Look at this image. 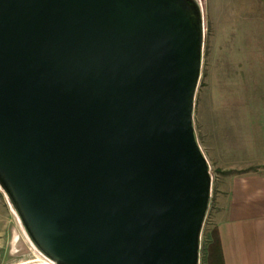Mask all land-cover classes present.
Instances as JSON below:
<instances>
[{
  "label": "water",
  "instance_id": "95a60500",
  "mask_svg": "<svg viewBox=\"0 0 264 264\" xmlns=\"http://www.w3.org/2000/svg\"><path fill=\"white\" fill-rule=\"evenodd\" d=\"M200 0H0V191L48 262L200 264Z\"/></svg>",
  "mask_w": 264,
  "mask_h": 264
},
{
  "label": "crops",
  "instance_id": "0c3cea01",
  "mask_svg": "<svg viewBox=\"0 0 264 264\" xmlns=\"http://www.w3.org/2000/svg\"><path fill=\"white\" fill-rule=\"evenodd\" d=\"M252 10L264 12L260 7ZM260 16L263 20L264 14ZM256 27L252 47L259 59L246 64L254 69L253 108L234 106L235 99L241 102L229 93L235 79L228 70V79L223 71L221 83H212L201 115L209 163L213 158L224 174H236L226 179L214 219L223 264H264V23ZM241 72L247 83L249 72L238 69L237 78Z\"/></svg>",
  "mask_w": 264,
  "mask_h": 264
},
{
  "label": "rangeland",
  "instance_id": "374dc122",
  "mask_svg": "<svg viewBox=\"0 0 264 264\" xmlns=\"http://www.w3.org/2000/svg\"><path fill=\"white\" fill-rule=\"evenodd\" d=\"M204 13V46L201 76L195 99L194 121L199 143L208 153V140L201 118L205 108L208 92L212 83L219 85L223 71L224 79H228V70H233L234 84L229 93L234 98L239 97L241 103L234 100V106L253 108L255 93L253 67L246 68L254 59H259V51L253 50L254 31L264 23L260 14L252 12L260 7L264 11V0H200ZM263 21V22H262ZM262 22V23H261ZM247 70L249 79L244 83V73L237 78V70ZM240 79V83L237 80ZM217 85L213 88L219 92ZM253 127V125H252ZM251 132V131H250ZM253 134V133H252ZM212 173L211 200L205 220L200 264L215 263L217 250L215 249V214L223 197L226 179L231 175L220 171L219 164L211 158ZM238 175V174H237ZM41 258L26 237L16 215L0 191V264H25Z\"/></svg>",
  "mask_w": 264,
  "mask_h": 264
},
{
  "label": "trees",
  "instance_id": "16d2710c",
  "mask_svg": "<svg viewBox=\"0 0 264 264\" xmlns=\"http://www.w3.org/2000/svg\"><path fill=\"white\" fill-rule=\"evenodd\" d=\"M214 241H215V249L217 250V253H216V262L213 263V264H223V260H222V254H221V249H220V245H219V239H218V236L215 232L214 234ZM211 261V264H212V260L210 259Z\"/></svg>",
  "mask_w": 264,
  "mask_h": 264
},
{
  "label": "built area",
  "instance_id": "2783aa9c",
  "mask_svg": "<svg viewBox=\"0 0 264 264\" xmlns=\"http://www.w3.org/2000/svg\"><path fill=\"white\" fill-rule=\"evenodd\" d=\"M31 262H48V261H47V259H46L45 257H43V256L41 255V258H38V259L33 260V261H31Z\"/></svg>",
  "mask_w": 264,
  "mask_h": 264
}]
</instances>
